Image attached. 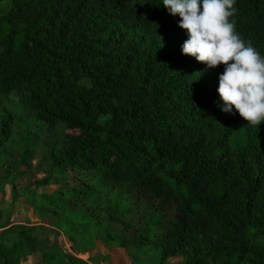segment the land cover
<instances>
[{
  "label": "trees",
  "instance_id": "1",
  "mask_svg": "<svg viewBox=\"0 0 264 264\" xmlns=\"http://www.w3.org/2000/svg\"><path fill=\"white\" fill-rule=\"evenodd\" d=\"M3 2L0 101L62 132L60 147H46L48 169L35 187L64 188L41 195L42 207L62 215L66 203L99 206L100 190L113 193L98 218L101 240L130 264L152 242L156 264H264V122L247 126L219 110L223 67L181 54L179 17L160 0ZM234 7L235 31L264 56V0ZM15 121L0 114L1 151ZM26 137L17 146L23 161L32 156ZM81 218L75 231L94 215ZM17 262V249L0 240V264Z\"/></svg>",
  "mask_w": 264,
  "mask_h": 264
},
{
  "label": "rangeland",
  "instance_id": "2",
  "mask_svg": "<svg viewBox=\"0 0 264 264\" xmlns=\"http://www.w3.org/2000/svg\"><path fill=\"white\" fill-rule=\"evenodd\" d=\"M9 3L0 4L6 13ZM13 113L17 119L13 124L12 138L5 150H0V240L17 249V264H63L61 252L72 255L81 264H130L125 253L113 247L107 249L101 240L99 216L113 193L99 191L101 205L75 206L66 203L62 215L53 214L42 207L41 195H53L61 183L36 188L37 181L43 179L48 169L45 153L46 147L62 145L61 130L47 132L34 120L30 108L13 101H0V114ZM29 133L32 156L21 159L23 140ZM21 145V146H20ZM17 146H19L17 148ZM34 202H31V200ZM140 202V201H139ZM145 202H140V210H144ZM86 214L94 215L89 227L84 231H75L74 224L82 220ZM35 227L33 234L8 233L6 229L12 225ZM163 229H158L162 233ZM135 264H156L158 248L152 242L137 251Z\"/></svg>",
  "mask_w": 264,
  "mask_h": 264
},
{
  "label": "clouds",
  "instance_id": "3",
  "mask_svg": "<svg viewBox=\"0 0 264 264\" xmlns=\"http://www.w3.org/2000/svg\"><path fill=\"white\" fill-rule=\"evenodd\" d=\"M235 0H160L187 39L182 55L212 69L223 67L217 77L219 110L237 113L247 126L264 122V56L235 31Z\"/></svg>",
  "mask_w": 264,
  "mask_h": 264
}]
</instances>
